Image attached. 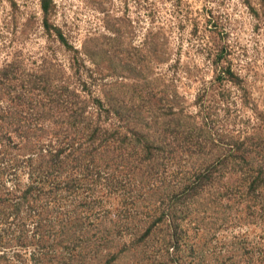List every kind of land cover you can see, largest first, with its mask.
Masks as SVG:
<instances>
[{"label":"rangeland","instance_id":"1","mask_svg":"<svg viewBox=\"0 0 264 264\" xmlns=\"http://www.w3.org/2000/svg\"><path fill=\"white\" fill-rule=\"evenodd\" d=\"M52 1L0 0V264H264V0Z\"/></svg>","mask_w":264,"mask_h":264},{"label":"trees","instance_id":"2","mask_svg":"<svg viewBox=\"0 0 264 264\" xmlns=\"http://www.w3.org/2000/svg\"><path fill=\"white\" fill-rule=\"evenodd\" d=\"M40 8H41V12H42V16H43V27L45 29V31L50 34L52 31L56 34L58 40L62 43V44H66V41L63 37V35L61 34V32L52 27V25L50 24V18L53 15L54 12V5H53V1L52 0H40ZM67 45V44H66ZM225 74V73H224ZM12 105L9 106L6 109V111L3 112V116L0 118V163H4L5 165H7V167L9 168H13L14 172L17 173V163L18 161L16 160L15 157H12L10 155V151L13 149H17L16 147L10 146L11 143V138L12 136H14L17 140H19V142H21L23 148H27V141H28V137L21 135V130L22 128H24V126H21L19 123H14L13 121L15 120V114H16V110L17 108L21 107L20 105L18 106V104L15 106L13 105V108H11ZM14 109V110H12ZM14 128V129H13ZM31 130V127H27L25 132H29ZM24 132V133H25ZM13 134V135H12ZM96 132L92 133L89 136V141L91 144H93V142L95 141V137H96ZM59 142H50L48 144L49 149H47L46 151V155L41 154L40 155V160L38 162V164L32 163L33 160L31 158L27 159L26 162L29 163L27 166V170H28V174L30 178H33L34 176L37 175H41L42 177L45 175L46 177L49 176V174L51 172H55L57 173V175L59 174V170L62 167V165L64 164L63 162H61V157L62 154L65 152L64 150H55V146H59ZM88 154L86 152H80L79 155V159H83L82 161L85 162V160H87L86 158ZM82 156V158H80ZM65 158V157H64ZM75 160L78 161L77 158H75ZM89 161V159H88ZM63 163V164H62ZM3 170H5L3 167H0V174L3 173ZM202 179L199 178V181H201ZM259 179L254 180L250 186H249V190L250 191H254L257 188H259L262 185H259L260 181ZM14 188H13V192L11 193H19V196L16 197L15 199L17 200V203L14 204V207H18L21 204H23V202H27L28 203H34L36 201V199L28 194L27 191L25 192H19V185L18 182H16V180H14ZM199 185L195 184L192 185V187L186 188L185 189V193H189L191 196H195V192L197 189H199ZM10 193V194H11ZM5 205V204H4ZM3 205V207H4ZM0 215L2 216V213H0ZM150 231V229H148ZM176 227H174L173 229V233L176 232ZM172 240V238H171Z\"/></svg>","mask_w":264,"mask_h":264}]
</instances>
